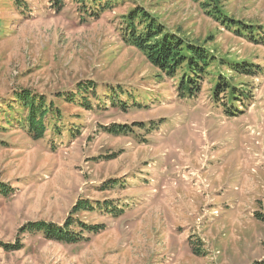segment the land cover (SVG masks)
<instances>
[{
  "label": "rangeland",
  "instance_id": "1",
  "mask_svg": "<svg viewBox=\"0 0 264 264\" xmlns=\"http://www.w3.org/2000/svg\"><path fill=\"white\" fill-rule=\"evenodd\" d=\"M111 1L96 17L76 0H0V183L11 189L0 194V264L263 260L264 0L213 1L228 19L257 28L256 42L200 1ZM136 6L215 57V76L194 98L178 96L180 72L164 76L123 42L121 16ZM80 82L95 86L88 108L78 102ZM217 82L236 89L232 108L230 90L213 98ZM23 90L60 110L38 140L15 101ZM113 125L127 133L109 132ZM70 217L76 235L78 222L103 228L71 244L20 233L27 223L61 226ZM19 240L21 248L4 249Z\"/></svg>",
  "mask_w": 264,
  "mask_h": 264
},
{
  "label": "trees",
  "instance_id": "2",
  "mask_svg": "<svg viewBox=\"0 0 264 264\" xmlns=\"http://www.w3.org/2000/svg\"><path fill=\"white\" fill-rule=\"evenodd\" d=\"M60 0H54L56 6L60 5ZM80 2V6H83L82 10L85 12L86 6L95 8L93 11L96 17L99 16L100 11L107 8L113 4L111 0H76ZM200 1L201 5L205 8H212L210 14L223 24L233 30V32L238 33L242 36H246L252 42H256L254 38L257 28L254 26H247L242 22L234 21L233 19H228L225 17L219 8L213 4V1ZM217 1V0H216ZM90 5H86V4ZM122 22V35L121 38L123 42L141 51L146 57L147 61L157 70H159L164 76L168 78H173L178 72L179 79L177 83V94L180 98H194L196 94L201 89V81L204 80L205 76H215L211 71L210 67L215 63V57L211 55L208 50L198 43L188 41L183 37H180L177 33L166 28L156 19L154 15L145 11L140 6L129 9L126 13L121 16ZM256 29V31H255ZM232 66L238 67V64L231 63ZM242 65V64H240ZM246 65H249L248 63ZM236 72H241L244 74H253L251 70L242 68V71L235 68ZM220 76H218V79ZM77 95L79 97V104L83 107L88 108L90 103L88 101V92L95 93V86L93 83L80 82L76 86ZM114 89V88H113ZM113 89H109L110 92L107 98L115 104V100H120ZM122 90V89H120ZM229 91V96L226 95L227 104L232 106L239 102L241 99L236 96V92L232 85H221L219 82L216 83L213 90V98H216L218 92ZM126 95V94H125ZM15 101L20 104V107L26 111L24 115V122L27 125L28 135L34 139L38 140L44 136L46 131V126L51 122V118H57L60 116V110L54 106L52 102H47L46 98L43 96L37 97L31 94L30 91H16ZM60 96V95H59ZM131 96V95H130ZM66 101L74 102V95L68 94L65 97ZM126 107V104L122 106ZM230 108V109H231ZM227 114L235 116L238 110H225ZM125 126L113 125V127L107 130L115 134H125L127 133ZM11 192V189L0 183V194L7 195ZM86 202L80 203L76 206L85 208ZM116 207H112L109 211L112 212ZM73 220L71 217L64 222V224L57 225L53 223L46 222H32L27 223L24 227L20 228V233L27 232H40L47 239L57 240L61 243H75L80 240L81 233L83 231L98 233L103 228V224L94 225H84L78 222L77 225L81 228V233L76 235L74 232L69 230ZM81 236V237H80ZM22 244L17 241L16 245L6 246L4 249H19ZM253 264H264V259L261 261H255Z\"/></svg>",
  "mask_w": 264,
  "mask_h": 264
},
{
  "label": "bare ground",
  "instance_id": "3",
  "mask_svg": "<svg viewBox=\"0 0 264 264\" xmlns=\"http://www.w3.org/2000/svg\"><path fill=\"white\" fill-rule=\"evenodd\" d=\"M200 185V184H199ZM103 204V203H102ZM97 205V204H96ZM97 207V206H96Z\"/></svg>",
  "mask_w": 264,
  "mask_h": 264
}]
</instances>
